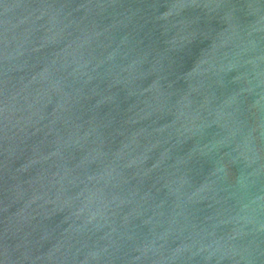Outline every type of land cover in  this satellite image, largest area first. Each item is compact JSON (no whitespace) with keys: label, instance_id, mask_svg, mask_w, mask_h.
Masks as SVG:
<instances>
[{"label":"water","instance_id":"obj_1","mask_svg":"<svg viewBox=\"0 0 264 264\" xmlns=\"http://www.w3.org/2000/svg\"><path fill=\"white\" fill-rule=\"evenodd\" d=\"M0 264H264V0H0Z\"/></svg>","mask_w":264,"mask_h":264}]
</instances>
